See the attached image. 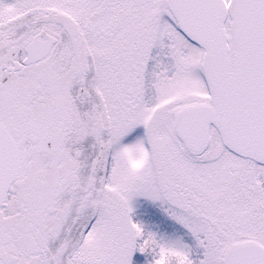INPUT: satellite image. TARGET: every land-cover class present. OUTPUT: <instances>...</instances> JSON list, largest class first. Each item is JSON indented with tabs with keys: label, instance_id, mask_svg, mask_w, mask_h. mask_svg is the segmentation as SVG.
<instances>
[{
	"label": "snow or ice",
	"instance_id": "6c2138e0",
	"mask_svg": "<svg viewBox=\"0 0 264 264\" xmlns=\"http://www.w3.org/2000/svg\"><path fill=\"white\" fill-rule=\"evenodd\" d=\"M0 264H264V0H0Z\"/></svg>",
	"mask_w": 264,
	"mask_h": 264
}]
</instances>
